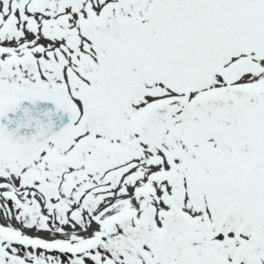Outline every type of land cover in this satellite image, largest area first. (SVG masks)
I'll return each mask as SVG.
<instances>
[{"label":"snow or ice","instance_id":"snow-or-ice-1","mask_svg":"<svg viewBox=\"0 0 264 264\" xmlns=\"http://www.w3.org/2000/svg\"><path fill=\"white\" fill-rule=\"evenodd\" d=\"M0 264H264V0H0Z\"/></svg>","mask_w":264,"mask_h":264}]
</instances>
